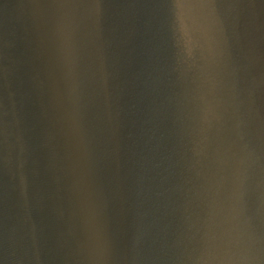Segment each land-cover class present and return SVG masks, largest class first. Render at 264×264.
I'll use <instances>...</instances> for the list:
<instances>
[{"label":"water","instance_id":"1","mask_svg":"<svg viewBox=\"0 0 264 264\" xmlns=\"http://www.w3.org/2000/svg\"><path fill=\"white\" fill-rule=\"evenodd\" d=\"M0 264H264V0H0Z\"/></svg>","mask_w":264,"mask_h":264}]
</instances>
